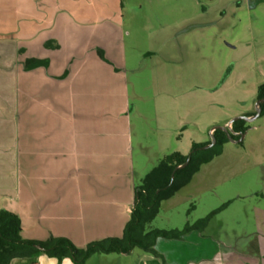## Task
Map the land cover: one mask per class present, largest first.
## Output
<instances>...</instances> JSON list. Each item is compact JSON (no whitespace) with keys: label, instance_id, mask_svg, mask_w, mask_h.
<instances>
[{"label":"crops","instance_id":"obj_1","mask_svg":"<svg viewBox=\"0 0 264 264\" xmlns=\"http://www.w3.org/2000/svg\"><path fill=\"white\" fill-rule=\"evenodd\" d=\"M73 1L20 0L22 12L13 3V13L23 17V24H0V210L19 217L23 240L66 238L84 248L122 236L134 203L135 180L140 182L165 154L161 149L146 151L139 143L140 155L134 158L125 76L111 47L102 41L92 44L91 34L84 44L77 43L73 33L65 41L60 35V19L75 23ZM28 60L39 64L26 66ZM263 61L261 55L252 64L258 67ZM258 75L247 99H256V83H264V68ZM224 84L204 94L216 97ZM158 104L156 100L157 113ZM182 105L175 127L159 126L164 139H170L173 128L177 134L185 122L194 124L191 101ZM243 105V115L251 116L252 104ZM221 115L213 116L210 124L226 126L235 113ZM194 143L204 144L187 141L188 146ZM199 171L162 202L160 212L163 204L190 199ZM251 211L253 239L245 250L192 231L179 240L158 239L155 250L162 260L133 250L94 255L84 264H264V207L255 204ZM32 263L58 264L43 254L10 262ZM60 264L73 263L64 259Z\"/></svg>","mask_w":264,"mask_h":264},{"label":"rangeland","instance_id":"obj_2","mask_svg":"<svg viewBox=\"0 0 264 264\" xmlns=\"http://www.w3.org/2000/svg\"><path fill=\"white\" fill-rule=\"evenodd\" d=\"M19 1L0 3V24H23V17L13 13V3L19 7ZM71 7L75 23L57 22L64 41L73 33L77 43L84 44L85 36L91 34L92 44L106 43L113 58L120 61L116 65L126 81L134 158L140 155L139 143L153 153L161 149L165 155L176 151L188 155L191 146L187 141L210 143L209 131L223 126L210 124L213 116L235 113L231 120L243 115L244 102L252 104L255 112L257 100L247 99L246 93L264 68V61L258 67L252 64L264 55L263 2L74 0ZM223 83L216 97L204 94ZM185 100L191 101L194 124L187 121L177 134L173 128L170 139H164L158 134L159 126L175 127ZM245 128L240 143L225 142L220 153L201 166L190 199L163 204L151 227L181 230L186 223L191 225L217 211L203 235L236 250L248 248L254 232L251 208L255 204L264 207V113L245 122ZM140 183L135 180L136 185Z\"/></svg>","mask_w":264,"mask_h":264},{"label":"trees","instance_id":"obj_3","mask_svg":"<svg viewBox=\"0 0 264 264\" xmlns=\"http://www.w3.org/2000/svg\"><path fill=\"white\" fill-rule=\"evenodd\" d=\"M46 46L49 47L50 44L46 43ZM99 55L104 58L102 54ZM33 64H39V62L26 61V66ZM263 97L264 84L258 87L256 100ZM263 113L264 104L261 105V114ZM231 131L233 132L231 137L235 140L238 139L240 134L246 132L245 121L233 122ZM212 136L216 143L211 148L202 149L209 143H194L188 155L173 152L163 156L158 164L144 176L141 183L134 187V203L130 218L120 238H107L91 242L84 248L75 247L66 238H50L45 242L23 240L20 236L19 217L12 212L0 210V264H10L14 259H33L42 254L56 259L58 264L64 259L70 260L73 264H84L94 255L129 254L133 250H140L162 260L161 255L155 250L158 239L179 240L192 231L202 232L209 220L217 213V211H212L191 225L186 223L181 230L151 227V223L160 212L162 202L170 199L177 191L185 187L201 166L217 156L220 153L221 145L228 141L226 133L219 129L214 130ZM188 158V164L174 172V179L170 183L174 169L183 165Z\"/></svg>","mask_w":264,"mask_h":264},{"label":"water","instance_id":"obj_4","mask_svg":"<svg viewBox=\"0 0 264 264\" xmlns=\"http://www.w3.org/2000/svg\"><path fill=\"white\" fill-rule=\"evenodd\" d=\"M264 104V97L262 99H259L256 101L255 103V112L253 115L251 116H245V115H240V116H235L234 118H232L228 124L226 126H216V127H213L212 130H221L223 132L226 133L227 135V139L228 141L232 142V143H240L242 141V139L244 138V134L245 133H242L240 134L239 138L238 139H233L231 137V134H233V132L231 131V125L233 122L235 121H238V120H243L245 122H252L254 121L256 118H258L261 114V105ZM216 141H215V138L212 136L211 134V141L209 144L205 145L202 147L203 150H206L208 148H211L215 145ZM189 162V158L186 160V162L181 165V166H178L174 169L173 173L171 174V178H170V183H172L173 179H174V172L177 170V169H180V168H184Z\"/></svg>","mask_w":264,"mask_h":264},{"label":"flooded vegetation","instance_id":"obj_5","mask_svg":"<svg viewBox=\"0 0 264 264\" xmlns=\"http://www.w3.org/2000/svg\"><path fill=\"white\" fill-rule=\"evenodd\" d=\"M213 131H214V130H211V133H210V134H212V133H213Z\"/></svg>","mask_w":264,"mask_h":264}]
</instances>
